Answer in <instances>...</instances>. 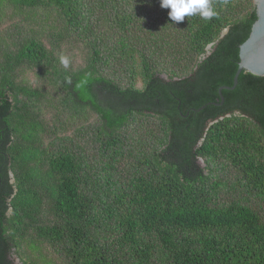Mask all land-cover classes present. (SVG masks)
<instances>
[{"label": "trees", "instance_id": "trees-1", "mask_svg": "<svg viewBox=\"0 0 264 264\" xmlns=\"http://www.w3.org/2000/svg\"><path fill=\"white\" fill-rule=\"evenodd\" d=\"M211 3L0 0V264H264L255 0Z\"/></svg>", "mask_w": 264, "mask_h": 264}, {"label": "water", "instance_id": "water-1", "mask_svg": "<svg viewBox=\"0 0 264 264\" xmlns=\"http://www.w3.org/2000/svg\"><path fill=\"white\" fill-rule=\"evenodd\" d=\"M255 5L257 19L252 26L250 36L240 45V61L234 76V84L223 85L219 89L222 102L225 99L223 90L235 89L239 83V77L243 71H248L256 75H264V0H255ZM228 31L229 28H226L222 32L221 38L224 37ZM213 45L214 43L207 47L206 54L202 56L203 59L211 53ZM197 68L198 67H196V69Z\"/></svg>", "mask_w": 264, "mask_h": 264}, {"label": "clouds", "instance_id": "clouds-1", "mask_svg": "<svg viewBox=\"0 0 264 264\" xmlns=\"http://www.w3.org/2000/svg\"><path fill=\"white\" fill-rule=\"evenodd\" d=\"M160 6L170 8L169 17L174 22H181L186 16L197 14L205 20H211L217 15L211 0H160ZM60 63L67 68L70 63L69 58L62 55Z\"/></svg>", "mask_w": 264, "mask_h": 264}, {"label": "rangeland", "instance_id": "rangeland-1", "mask_svg": "<svg viewBox=\"0 0 264 264\" xmlns=\"http://www.w3.org/2000/svg\"><path fill=\"white\" fill-rule=\"evenodd\" d=\"M11 24V23H9ZM9 24H6L4 25L3 27L0 28V42H1V38L3 36H6L5 34L8 33V25ZM65 49H66V54H67V57L69 59H73L75 61H77V63H80L82 62L83 60V55H84V52H82V48L81 47H78V48H74L72 49V46H65ZM34 76L31 75V78H33Z\"/></svg>", "mask_w": 264, "mask_h": 264}]
</instances>
